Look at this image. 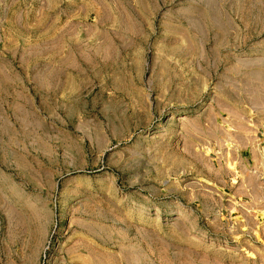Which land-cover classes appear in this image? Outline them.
I'll return each instance as SVG.
<instances>
[{"label":"rangeland","instance_id":"374dc122","mask_svg":"<svg viewBox=\"0 0 264 264\" xmlns=\"http://www.w3.org/2000/svg\"><path fill=\"white\" fill-rule=\"evenodd\" d=\"M251 147L264 0H0V264H264Z\"/></svg>","mask_w":264,"mask_h":264},{"label":"crops","instance_id":"0c3cea01","mask_svg":"<svg viewBox=\"0 0 264 264\" xmlns=\"http://www.w3.org/2000/svg\"><path fill=\"white\" fill-rule=\"evenodd\" d=\"M241 160L246 165L245 161L251 167V172L246 176L240 178L243 181H252L256 187L261 190L262 194H258L260 197L264 196V153L257 147H251L248 153L241 154ZM263 190V191H262Z\"/></svg>","mask_w":264,"mask_h":264}]
</instances>
